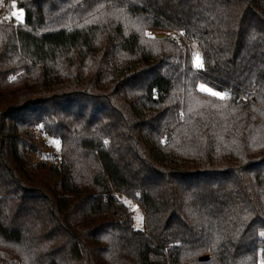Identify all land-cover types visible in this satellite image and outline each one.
<instances>
[{
  "label": "trees",
  "instance_id": "16d2710c",
  "mask_svg": "<svg viewBox=\"0 0 264 264\" xmlns=\"http://www.w3.org/2000/svg\"><path fill=\"white\" fill-rule=\"evenodd\" d=\"M14 1L0 264L264 261V0ZM36 130L59 140L54 161H33Z\"/></svg>",
  "mask_w": 264,
  "mask_h": 264
},
{
  "label": "rangeland",
  "instance_id": "374dc122",
  "mask_svg": "<svg viewBox=\"0 0 264 264\" xmlns=\"http://www.w3.org/2000/svg\"><path fill=\"white\" fill-rule=\"evenodd\" d=\"M15 3L14 0H2L0 4V21L3 20H12L15 23H23L24 13L21 7L17 6L13 8L12 4ZM22 10V20H17L16 18L12 17V13L14 11L19 12ZM193 67L197 68L192 62ZM35 138L38 144V148L34 154H32V159L34 162H50L51 160L54 161L53 157L57 154L59 150V140L56 138H52L40 132L39 130L35 131ZM126 204L129 205L134 220V226L137 228L143 227V211L139 205H135L131 202V200L119 195ZM262 261H259L258 264H261Z\"/></svg>",
  "mask_w": 264,
  "mask_h": 264
},
{
  "label": "built area",
  "instance_id": "2783aa9c",
  "mask_svg": "<svg viewBox=\"0 0 264 264\" xmlns=\"http://www.w3.org/2000/svg\"><path fill=\"white\" fill-rule=\"evenodd\" d=\"M147 33L149 35H154V36H156V35H163V37L167 36V37L177 41L178 43H180V45L182 46L183 49L185 47H188V41H187L185 35L180 31L170 30V31L164 33V32H160V31L148 30ZM196 56H197V54H195V53L191 54L192 62L194 61V57H196Z\"/></svg>",
  "mask_w": 264,
  "mask_h": 264
},
{
  "label": "snow or ice",
  "instance_id": "6c2138e0",
  "mask_svg": "<svg viewBox=\"0 0 264 264\" xmlns=\"http://www.w3.org/2000/svg\"><path fill=\"white\" fill-rule=\"evenodd\" d=\"M12 7L13 8L16 7L14 2L12 4ZM12 17L16 18L17 20H22V10H20L19 12L14 11L12 13ZM194 64H195L196 67H202V63L200 62V58H199L198 55L196 57H194ZM199 87H200V90L208 92L210 95H213V96H216V97H219V98H223L224 95H225L224 93H221V92H218V91H214L213 89L208 88V87H206L203 84L200 85ZM260 235L262 237H264V232H261ZM261 264H264V261H262Z\"/></svg>",
  "mask_w": 264,
  "mask_h": 264
},
{
  "label": "water",
  "instance_id": "95a60500",
  "mask_svg": "<svg viewBox=\"0 0 264 264\" xmlns=\"http://www.w3.org/2000/svg\"><path fill=\"white\" fill-rule=\"evenodd\" d=\"M155 37L161 39V38H163V35H156ZM206 259H207V256L200 258V260H206Z\"/></svg>",
  "mask_w": 264,
  "mask_h": 264
}]
</instances>
